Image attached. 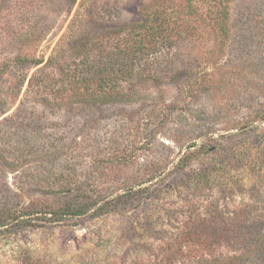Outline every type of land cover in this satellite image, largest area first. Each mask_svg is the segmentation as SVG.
<instances>
[{
    "label": "rangeland",
    "instance_id": "374dc122",
    "mask_svg": "<svg viewBox=\"0 0 264 264\" xmlns=\"http://www.w3.org/2000/svg\"><path fill=\"white\" fill-rule=\"evenodd\" d=\"M119 1L133 20L144 0ZM64 4L0 0V120L23 108L50 151L37 140L20 163L0 159V182L12 186L0 205L24 211L51 199L20 184L32 180L71 178L103 201L130 191L116 210L1 234L0 264H264V0L226 1L224 27L198 19L187 0H160L178 27L160 67L140 69L127 99L95 106L26 96L38 66L12 60L47 59L77 7ZM24 130L0 125L6 144ZM177 237L195 242L187 260L168 259Z\"/></svg>",
    "mask_w": 264,
    "mask_h": 264
},
{
    "label": "trees",
    "instance_id": "16d2710c",
    "mask_svg": "<svg viewBox=\"0 0 264 264\" xmlns=\"http://www.w3.org/2000/svg\"><path fill=\"white\" fill-rule=\"evenodd\" d=\"M147 1L139 5L137 18L128 20L124 19V8L119 0H64L66 11H71L76 3L77 7L65 33L55 43L47 59L44 61L42 57L33 58L23 53L13 57L14 64L20 68L38 66L29 77L27 74L21 75L14 98L19 95L28 78L25 95L37 97L46 105L57 99H76V102L88 106L109 103L119 97L127 99L133 90L130 86L138 71H151L160 67L161 48L172 46L176 40L173 38L177 37H173V34L178 33L175 16L167 13L164 8L160 9V0ZM187 1L198 19L203 15L224 27V20L228 16V0ZM199 1L205 2V6ZM21 110L23 108L17 107L10 116L0 120V125L12 123L16 124L19 131L23 128L27 131L21 135L26 145L13 132L8 134L12 135L8 141L16 139L6 144L0 131V155L1 150L5 153L0 159L7 167L20 163L23 153L27 154V145L34 147L31 143L37 140L41 143L37 144L39 151L46 155L49 151L48 141L32 125L33 118L24 115ZM20 184L39 186L38 191L46 192L51 199L40 203L32 201L24 211H18L17 205H0V235L29 226L35 220L63 221L68 217L87 214L91 210L92 215L116 210L120 200L130 191L103 201L104 198H99L93 187L77 184L71 178L57 181L32 180ZM11 187L0 182V195L6 191L12 192ZM175 243L178 247L174 248L175 244L166 247L167 251L172 250L168 253V259L187 260L193 255V239L183 237L180 240L177 237ZM198 244L206 248L210 245V239L204 238Z\"/></svg>",
    "mask_w": 264,
    "mask_h": 264
}]
</instances>
